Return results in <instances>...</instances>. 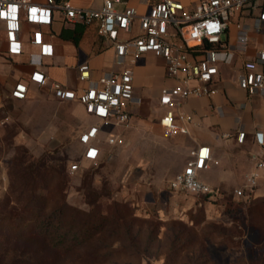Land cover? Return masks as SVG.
Masks as SVG:
<instances>
[{
  "label": "rangeland",
  "instance_id": "obj_1",
  "mask_svg": "<svg viewBox=\"0 0 264 264\" xmlns=\"http://www.w3.org/2000/svg\"><path fill=\"white\" fill-rule=\"evenodd\" d=\"M73 52L66 43L60 47L54 61L59 67L50 68L53 82L57 81L54 69L69 68ZM81 61L67 71L64 82H75L74 70ZM141 62L133 66L135 77L143 81V87L136 89L141 103L129 126L102 129L98 146L103 157L97 162L83 160L80 137L99 120L88 116L79 102L58 99L50 86L32 85L27 100L13 99L9 85L26 73L15 66L14 71L7 70L11 67L0 63V199L9 186L15 148L22 147L34 159L50 155L54 164L65 165L70 180L66 200L71 207L89 212V201L99 203L97 207L117 203L139 219L129 236L117 226L106 231L100 252L104 260L87 255L85 262L71 257L58 264H264V173L251 191L252 171H216L215 166L201 171L199 178L218 193L212 200L171 190L169 182L185 168L192 145L186 139L189 135L171 137L160 126L162 80L154 74V66H161V60L147 61L152 67L146 69ZM110 63L105 53L91 64L107 68ZM111 136L122 144L109 145ZM74 164L78 170L72 172ZM99 198L103 199L97 202ZM248 208H253L250 214ZM94 250L89 246L87 253Z\"/></svg>",
  "mask_w": 264,
  "mask_h": 264
},
{
  "label": "built area",
  "instance_id": "obj_2",
  "mask_svg": "<svg viewBox=\"0 0 264 264\" xmlns=\"http://www.w3.org/2000/svg\"><path fill=\"white\" fill-rule=\"evenodd\" d=\"M56 23L63 27L95 26L99 38L113 48L116 68L93 77L90 65L84 62L77 68L76 87L53 82L45 70V60L56 55ZM147 54L164 63L165 84L158 96L162 130L171 137L190 135L194 120L184 111L185 101L217 94L225 70L229 69L249 98L264 96V0H192L188 4L158 0L145 13L129 7L124 0H103L100 9L76 8L69 1L58 0H46L45 4L0 0V59L6 64L26 59L31 67L28 80L15 81L10 96L26 100L34 84L50 86L60 100L79 102L86 114L100 122L80 137L83 160L97 162L103 157L98 143L104 127L130 125L141 103L132 66ZM246 134L238 130V143H245ZM255 139L264 149V134L256 132ZM108 144L117 146L122 140L111 136ZM213 163L217 162L210 147L197 146L169 187L175 192L213 198L218 193L199 178L200 172ZM256 167L264 169V161ZM70 170H78V165ZM259 178L258 171L251 173V191Z\"/></svg>",
  "mask_w": 264,
  "mask_h": 264
},
{
  "label": "trees",
  "instance_id": "obj_3",
  "mask_svg": "<svg viewBox=\"0 0 264 264\" xmlns=\"http://www.w3.org/2000/svg\"><path fill=\"white\" fill-rule=\"evenodd\" d=\"M85 31L83 24L66 26L60 37L78 47ZM54 161L50 155L34 159L26 149L15 148L9 186L0 199V264H58L71 257L85 262L87 255L101 261L106 231L117 226L129 236L138 224L126 205L97 207L99 203L89 201V212L71 207L66 200L70 180L65 165ZM227 203L233 206L229 199ZM240 204L235 207L238 212ZM252 209L248 208L249 214ZM89 246L95 248L93 253H87Z\"/></svg>",
  "mask_w": 264,
  "mask_h": 264
},
{
  "label": "crops",
  "instance_id": "obj_4",
  "mask_svg": "<svg viewBox=\"0 0 264 264\" xmlns=\"http://www.w3.org/2000/svg\"><path fill=\"white\" fill-rule=\"evenodd\" d=\"M34 1L38 4L46 3V0ZM65 1H69L76 8L100 9L103 6V0H58V2ZM124 1L127 2V5L129 7L135 8L139 13H145L149 9V7L155 5L158 2V0H149L148 3H143V0ZM181 1L185 4H188L192 0ZM63 28L64 27L60 23H56L53 26V31L55 32L53 42L56 46V55L54 58L45 60V63H47L45 70L50 75L52 81L54 80V75L50 74V68L54 66L59 67V65L55 64L54 61L60 53V47L65 43L68 44L74 51L73 63L69 68L66 66L64 68L54 69L56 71L55 78L57 80V83L67 85L72 88L78 85V83L76 84V70H74L75 80H73L75 82H72L70 84L64 82V80L66 78L68 70L74 68L76 69L77 61L79 58L82 60L81 64L86 62L90 65L93 77L99 76L102 71L116 68L113 62L114 50L113 48L105 44L101 40V38H99L96 33L95 26H86L85 34L78 47L71 42L61 39L60 33ZM105 53H108L111 58L109 67L106 68L103 65V67L98 68L97 66L91 64L94 59L101 57ZM157 60L160 59H157L152 54H147L138 61H142L141 63L143 64V66H145L146 69L151 66H147V61H155L157 63ZM26 62L27 60L24 59L23 62H20L18 64H6L0 59V63L6 64L11 67L6 68L7 70L12 69V67L15 66L19 69L21 68L22 71L26 73L23 76L20 75L16 77L12 84L9 85V90H11L12 85L15 81L19 79L28 80L31 67ZM161 62V66H157L158 64L154 66V74H157L162 80L161 84L158 85L160 89L165 84L164 63L162 60ZM12 71L14 70L12 69ZM134 83L135 90H140L143 87V81H140L139 78L135 77V75ZM32 85L34 84H31V86ZM31 86L29 97L33 92ZM39 88L40 87L37 86V89ZM160 89L158 92V96L160 93ZM183 108L184 111L190 114L194 120L191 126L190 135L187 136L186 139H189V143L192 145V150H194L199 145L210 147L213 161L217 162L216 164L213 163L211 165V168L215 166L214 170L216 171H252V173L255 171H263L262 173L259 172L260 178L263 177L264 169H257L256 166L260 161H264V149H262L257 144L255 133L260 132L264 134V96H255L253 98H249L246 91L239 88L230 72L228 70H225L221 75L220 91L217 94H215L211 98L188 99L185 101ZM239 129H243L247 133L246 141L244 144H240L237 141V132ZM207 132H209L210 134H217V136L215 138H210L211 136L205 137V133ZM218 138L220 139L219 141ZM230 175V173L227 174V176L231 177Z\"/></svg>",
  "mask_w": 264,
  "mask_h": 264
}]
</instances>
